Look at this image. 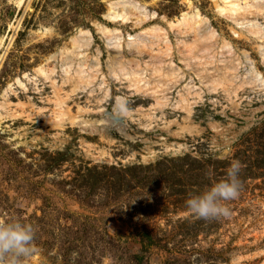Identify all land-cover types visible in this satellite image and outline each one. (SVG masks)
Returning <instances> with one entry per match:
<instances>
[{"label":"rangeland","instance_id":"obj_1","mask_svg":"<svg viewBox=\"0 0 264 264\" xmlns=\"http://www.w3.org/2000/svg\"><path fill=\"white\" fill-rule=\"evenodd\" d=\"M115 1L133 2L151 18L107 20ZM214 6L212 0H0V225L19 221L34 229V254L19 264H264V68L254 45L237 39ZM195 11L232 44L242 77L249 67L241 53L249 55L261 87L227 97L220 89L205 92L190 74L187 118L170 106L153 110L151 98L109 79L116 55L100 28L119 34L126 62L136 57L125 47L128 36L165 30ZM79 31L89 33L87 63L100 61L107 98L97 85L92 94L74 95L61 85L65 53L58 54L71 51ZM169 39L175 48L178 38ZM38 68L48 80L35 75ZM56 96L63 105H55ZM232 160L242 168L238 197L221 202L230 214L195 217L185 201L225 178ZM137 234L149 235L152 245L142 248Z\"/></svg>","mask_w":264,"mask_h":264},{"label":"bare ground","instance_id":"obj_2","mask_svg":"<svg viewBox=\"0 0 264 264\" xmlns=\"http://www.w3.org/2000/svg\"><path fill=\"white\" fill-rule=\"evenodd\" d=\"M212 1L218 16L237 29L238 32L231 29L232 34L237 39L240 37L242 38L240 40L254 45L264 68V0ZM132 14L136 17L137 24L151 18L142 7L128 1L109 3L105 18L110 21L124 23L128 22ZM99 31L104 37L106 45L115 51V59L118 58L116 62L115 59L113 60L117 66H111L107 69L109 79L119 85H124V88L133 95L151 98L155 105L153 110L161 111L170 106L173 111L183 112L189 118L192 104L189 102L188 97L191 96L194 90L190 74L194 76L205 92L213 93L220 89L227 97L235 95L243 87L259 88L262 86V77L254 68L249 55L246 52L241 53L243 61L249 67L245 76L242 77L238 73V67L242 63L239 62V56H236L232 44L220 38L210 22L197 11L181 14L174 22L166 23L165 30L154 27L141 36H128L129 39L125 47L130 55L136 57L135 59L132 57L133 59L126 62L122 60L124 58L119 52L121 49L119 34L104 28H100ZM170 34H175L178 38L175 41V48H173L169 39ZM189 36L192 37L191 41L187 40ZM91 44L89 33L79 31L70 39L71 51L64 50L62 52L61 50L58 54L59 57H62L65 53L63 60L65 66L62 70L61 85L69 84L71 86L70 93L73 95L78 91L85 92V90L88 91V94H92L94 93L92 88L97 85V90L103 93L104 98H107L108 84L104 79L98 82L101 77L100 61L95 59L90 61L93 63H87L88 56L86 53ZM174 54L177 55L176 59ZM143 57H147L148 62L142 63L143 67H141L140 63ZM54 58L52 57V59ZM126 64L129 66H126ZM34 73L44 80H48L44 68H38ZM187 78L189 81L185 84ZM15 84L22 86L19 80H16ZM182 84L184 86L176 91L174 103H171L170 94ZM50 86L55 94L59 92L52 82ZM200 96L201 91L199 88L198 92L194 93V97L200 99ZM66 97L65 100L67 101L69 96ZM56 100L55 105H63L64 100L58 99L57 96ZM120 110V116L131 117V113ZM55 119L57 120V118ZM61 125L62 122L58 124V126Z\"/></svg>","mask_w":264,"mask_h":264},{"label":"clouds","instance_id":"obj_3","mask_svg":"<svg viewBox=\"0 0 264 264\" xmlns=\"http://www.w3.org/2000/svg\"><path fill=\"white\" fill-rule=\"evenodd\" d=\"M242 164L232 160L225 178L213 183L198 195H190L186 207L195 217L208 220L228 216L229 210L222 201L234 200L239 195L238 174ZM34 229L32 225L19 221L0 225V264H19L23 258L34 254Z\"/></svg>","mask_w":264,"mask_h":264},{"label":"trees","instance_id":"obj_4","mask_svg":"<svg viewBox=\"0 0 264 264\" xmlns=\"http://www.w3.org/2000/svg\"><path fill=\"white\" fill-rule=\"evenodd\" d=\"M135 238L138 239L142 248H146L153 243L149 235L137 234Z\"/></svg>","mask_w":264,"mask_h":264}]
</instances>
